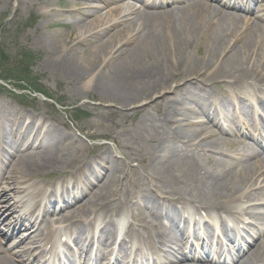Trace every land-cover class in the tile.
I'll list each match as a JSON object with an SVG mask.
<instances>
[{
  "label": "bare ground",
  "instance_id": "6f19581e",
  "mask_svg": "<svg viewBox=\"0 0 264 264\" xmlns=\"http://www.w3.org/2000/svg\"><path fill=\"white\" fill-rule=\"evenodd\" d=\"M48 1L44 0V3ZM216 1L217 6L207 0H83L80 7L74 1L76 14L71 25L75 29L103 6L115 4V8L110 17L84 26L86 38L69 33L68 38L75 41L71 47L65 48L67 44L59 35L45 32L41 36L40 43L48 55L45 67L60 70L71 90L81 86L91 89L101 101L120 106V110H113L119 114L134 105L138 98H147V106L133 107V114H143L130 132L138 148L146 145L136 162V168L143 170L146 184L144 180L142 183H138V179L129 181V174L136 169L122 170L126 166L124 161L118 164L112 160L109 149L92 162L80 166L69 176V182H61L62 192L57 200L55 184L49 191L50 188L47 189L42 182L30 183L47 172L57 174L54 173L57 165L67 163L63 157L70 161L68 157L72 156L71 151L60 148V143L68 136V141L75 142V139L29 116L25 131L11 127L16 139L13 138L8 145L11 148L8 159H3L6 149L0 135V148L4 151L0 154V222L6 216V220L13 219L15 224L9 226L6 235L12 236L17 230L24 229L23 233L29 239L28 245L14 258L0 244V264H47L43 256L28 258V251L34 248L33 255L41 254L43 250L58 252L59 235L66 229L76 233L74 240L81 245L78 257L66 247L61 251L66 260L58 257L50 264L109 263L111 256L106 252L112 245L117 246V256L112 264H264V213L255 212L257 205L245 209L230 205L237 197L258 201V191L264 188L248 189L255 186L253 180L256 181L259 168H264V156L248 143L239 149L224 150L221 145L231 144L227 136L234 134L232 128L219 127L221 134L215 135L202 125L193 127L200 124L192 121L195 115L208 116L207 102L229 98L235 99L238 114L250 118L248 121L260 117L252 106L250 95H247L251 92L244 90L260 84L259 90L264 94V25L223 9L243 10L244 7L248 10L252 6L249 0H241L246 5L233 0ZM255 16L264 21V15L258 13ZM119 25H126L122 38H117L116 32L109 33ZM61 44L64 45L62 48L59 47ZM201 47L203 53L194 57L192 51H200ZM175 78L178 81L170 85ZM193 81L201 86L189 90L185 100H165L166 94ZM217 81L226 84L220 98L212 93L209 85ZM165 85L167 88L163 87ZM201 92L203 95L199 96ZM186 100L192 101L195 107L188 108ZM246 101L248 106L243 105ZM255 102L264 115V98L257 97ZM219 105L215 104L216 107ZM216 107L214 111L212 109V122L218 124L222 115L233 121L237 130L240 129L241 123L234 109L235 114L229 117L224 108L217 111ZM150 109L153 113L148 111ZM255 127L249 125L247 130L253 132L251 130ZM259 129L260 137L264 123ZM252 140L258 143L257 138ZM116 147L120 151L124 148ZM15 148L19 150L17 155H14ZM13 156L14 163L4 178L1 167ZM81 160L75 162L78 164ZM105 165L107 178L93 191L91 188L101 176V171L96 170ZM129 182L130 187L127 186ZM28 184L29 187H25ZM137 190H141L142 195L133 194ZM79 191L88 197L71 205L80 200ZM191 198L196 205L185 206L192 202ZM177 205L184 213L203 211L204 217L216 216L223 228L224 241L215 237L211 229L204 228L205 223L197 221L200 217L191 215L193 230L197 226L193 235L201 245L197 251H186L180 228L176 225L177 218L180 223L185 222L186 217L181 215ZM27 206L28 210H24ZM125 214L132 221L118 239L120 234L117 236L115 219ZM245 217L251 221L245 223ZM229 222L234 227L241 224L240 233L245 235L234 236L232 231L235 230L228 226ZM89 230L97 242L93 259L92 240L87 241L82 235ZM40 247L41 252L38 251Z\"/></svg>",
  "mask_w": 264,
  "mask_h": 264
},
{
  "label": "rangeland",
  "instance_id": "374dc122",
  "mask_svg": "<svg viewBox=\"0 0 264 264\" xmlns=\"http://www.w3.org/2000/svg\"><path fill=\"white\" fill-rule=\"evenodd\" d=\"M74 1H77L79 7L83 3V0H49L47 3H44V0H0V135L3 137V144L5 145L4 149H6V153L4 154V151L0 148V154L5 155L3 159H8L9 151L11 149L8 145L13 141V138L16 139V134L15 132H12L11 129L14 127L21 128L25 131L26 125L29 123V116L34 117V121L38 120L40 123L43 122L46 125L56 127L61 132L71 135L75 139V142L72 140L68 141V136L67 139L60 143V148L72 152V156L68 157L70 158V161L66 159V157H63V160L67 161V163L57 165L54 170V173L57 174H53V172L50 171L30 183L36 184L42 182L47 189L50 188L52 184H55L54 186H56L58 190L57 193H55L57 200H59L62 192L59 185L61 182L68 181L69 176L74 174L80 166L92 162L109 149L112 160L118 164H121L122 160L124 161L126 166H123L122 170L127 172L128 170L131 171V169H136L129 174V181H136L138 179V183H142L144 180L143 170L136 168V162L139 159V156L142 155L140 154L142 147L145 148L146 145L144 144L138 148V145L135 144L130 132L133 130L134 123L143 114L141 112L133 114V107H135L134 109H137L145 105L147 98H138L134 105H130L129 108H124L123 114H119L113 110H120V106L115 105L112 102L101 101L96 93L91 92V89L87 90V88H83L82 86L80 88H75V90H71L69 83L62 77L60 70L47 69L44 65L46 64L48 55L40 43V38L45 32H50L54 36L59 35L67 44L65 48L71 47L74 45L75 41L68 38L69 33L75 34L74 37L79 36L80 38H86L83 34L86 29L84 26L86 24H94L104 17H110V14L113 13L111 10L115 8V4L103 6L100 10L93 12L86 18L84 17L85 19L83 18L84 20L82 23H80L78 28L75 29L72 28L71 25L74 14H76V11L73 10ZM233 1L243 2L241 0ZM249 1L252 6L248 10H244V7L243 10L242 8L238 10L223 9L226 12L252 19L264 25V21H260L255 16V14L258 13L264 15V0ZM207 3L214 6L218 5L216 0H207ZM241 4L246 5L245 2ZM164 9L167 10L168 8L165 7ZM125 26L126 25H119L117 28L109 30V33L116 32L118 34L117 38H122L126 33ZM61 46L63 47L64 45H59L60 48H62ZM203 51L204 49L201 47L200 51L194 49L192 54L194 57H197L198 53L202 54ZM262 72H264V70ZM176 81H178V78L171 80L170 85H173ZM168 85L163 87L167 88ZM209 85L212 93L219 98L222 92L226 89V84L221 81L215 83L211 82ZM200 86L201 85L198 82L193 81V83H188L184 88L181 87L173 93L170 92L166 94L165 96L167 98L165 100H171V98L185 100L189 96V90L199 89ZM260 86L261 85L258 84L255 88L244 90L251 92L247 95H250L249 98L252 100V106L260 114V117L248 121L250 118L248 119L242 114H238V107L235 99L229 98L226 101L219 100V102H207L208 116L205 114L195 115L194 118H192V121L200 124H196L193 127L196 126L199 128L201 127L199 125H202V128L211 131V133L215 135L221 134L219 127L220 129L232 128L235 131L234 134L228 136L225 135L231 139V144L228 146L221 145L224 150L231 151L239 149L244 143H248L255 151L262 153L264 156V132L262 136H258L259 131L261 132V130H258L259 125L264 123V115L261 114L259 105L255 102L257 97L264 98V94L259 90ZM156 92L157 90L153 91L154 94ZM161 93L162 90L160 89V94ZM154 94L151 97H153ZM202 95L203 92L199 93V96ZM218 103L220 105L216 107L215 104ZM185 105L188 108L195 107L190 100H186ZM243 105L248 106L249 103L246 101ZM215 107L217 111H220L221 107L224 108L228 112L229 117L235 114L233 113L234 109L241 123L240 129L237 130L233 121L224 118L222 115L219 116L222 119L220 121L218 119V124L212 122L211 118L213 119L214 117L212 109L214 111ZM148 111L153 113V110L151 109ZM38 121H36V125ZM249 125L256 126L251 130L253 132L247 130ZM91 134L99 136L91 137ZM201 138L202 136L198 140ZM255 138L258 139V143L260 142L261 145L253 142L252 139ZM21 142L22 141H20L18 145H20ZM41 143L42 142L39 143V146L42 145ZM119 145L124 147L121 151L116 147ZM16 149L17 148L14 149V155L19 154V150ZM125 155L134 159H127ZM80 158H82V162L77 164L75 161ZM14 160L15 156L9 157L5 166L1 167V174L4 175V178L8 176L9 169L13 165ZM68 163L70 164L67 165ZM71 164L73 165L71 166ZM95 168L97 169V167ZM96 171H101V176L91 188L93 191L102 186L101 184L105 182L108 173L107 165ZM86 180L87 178L84 179L81 184L85 183ZM144 183L146 184L145 180ZM254 183H256L255 186L251 185L248 191L253 190L255 187L264 188V168H259L256 181L254 182L253 180V184ZM30 184L25 187H29ZM127 186H131L130 182ZM29 190L32 191L33 188L31 187ZM49 191H51V188ZM88 192L89 190L86 193ZM258 192L260 193L256 198L258 201H249L237 197L230 205H236V207H239L240 209L257 205L255 207V212L263 214L264 190H259ZM84 193L79 191L78 196H80V200L78 199L71 205L78 203V201L85 200L88 195ZM133 194L142 195V192L141 190H137L134 191ZM191 201L192 202L185 206L191 207L196 205L192 198ZM166 204L168 203L166 202ZM71 205L65 206L63 210L71 207ZM177 206L180 208L181 215L186 216L187 213L183 212V208L181 209L180 205ZM28 208L29 206L23 209L28 210ZM187 208L189 207H186V209ZM125 215L127 216V214ZM6 219L7 216L4 218V221L0 222V244L3 250L8 251L10 257L14 258L21 249L28 245L29 239H27V234L23 233L24 229L17 230L12 236H7L6 233L10 228L9 226L14 225L15 223H13L14 221L11 218L8 220ZM127 219L132 221L130 216H128ZM243 220L246 222L251 221L248 217L243 218ZM176 222V225L179 226L178 218ZM181 224L183 225V221L180 222L179 228L181 238L187 248L186 251L189 249L197 251V248L201 245L200 242L195 240L193 234L189 236V232L185 231ZM228 226L235 230L232 231V234L237 236V238L245 235V233L238 234V232L241 231L240 224L234 227L232 223H229ZM211 231L215 237L218 236L224 241L222 227L215 228ZM16 236H18V239H15ZM262 237L263 236H261L260 239H262ZM19 241H21V244H17ZM102 244H105V242H102ZM213 249L216 250L215 247ZM33 250L34 248L28 251L30 252L28 258L35 259L41 256L39 252L34 255L31 254ZM39 250L40 249H38V251ZM93 251H95V248ZM106 254H110L112 261V257H115L117 254V247L112 245L110 249H107ZM198 264L201 263L198 262Z\"/></svg>",
  "mask_w": 264,
  "mask_h": 264
},
{
  "label": "trees",
  "instance_id": "16d2710c",
  "mask_svg": "<svg viewBox=\"0 0 264 264\" xmlns=\"http://www.w3.org/2000/svg\"><path fill=\"white\" fill-rule=\"evenodd\" d=\"M6 80V79H5Z\"/></svg>",
  "mask_w": 264,
  "mask_h": 264
}]
</instances>
